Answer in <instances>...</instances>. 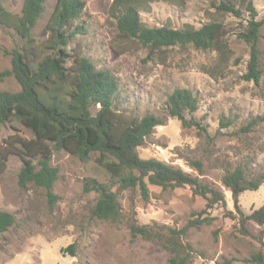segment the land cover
Here are the masks:
<instances>
[{
	"label": "rangeland",
	"instance_id": "rangeland-1",
	"mask_svg": "<svg viewBox=\"0 0 264 264\" xmlns=\"http://www.w3.org/2000/svg\"><path fill=\"white\" fill-rule=\"evenodd\" d=\"M87 31L70 40L71 55L88 57L97 69L110 70L118 82L115 108L124 119L154 114L165 118V124L153 130L145 144L137 148L142 159H155L178 167L221 191L225 206L206 209V200L194 195L190 187L162 189L149 185V198L143 201L135 190L122 191L118 204L122 219L133 218L139 225L166 226L181 229L199 213L210 218L209 224L191 228L182 238L190 244V264H247V259L264 243V224L249 221L250 236L239 232L230 191L221 183L226 171L244 169L249 178L264 175V122L250 125L264 116V71L258 85L242 80L246 72L249 49L237 35L249 19L244 10L251 1L256 20L264 19V0H232L241 8L240 18L218 13L214 5L225 0H161L151 1L139 11L148 27L167 26L182 29L186 25L199 28L208 22L224 25L223 41L231 51L227 65L218 64L214 50L170 47L151 57L134 41L120 38L108 9L112 0H83ZM23 0H5V8L20 14ZM55 0H48L32 36L42 39L43 27L53 11ZM16 32L0 25V71L9 69L7 54L20 46ZM258 47L264 54V23L259 31ZM260 56V67L264 69ZM220 68V70H218ZM175 88L190 90L198 101V109L187 119H194L205 130L183 129L177 119L165 114L167 97ZM0 90L19 91L13 77L0 82ZM31 138L17 123L0 125V146L15 136ZM203 163L201 175L188 163ZM51 166L58 169L52 192L58 197L49 207L45 191L33 185L22 188L17 175L22 166L19 157L10 155L0 167V211L11 213L15 224L0 234V264H169L171 253L154 241L130 238L123 223L112 224L91 217L97 199L94 192H84L86 178L109 184L108 173L93 155L82 162L67 152L54 153ZM116 190V186L112 188ZM264 204V182L255 191L239 196L245 215ZM255 237V238H254ZM74 244L75 256L61 249Z\"/></svg>",
	"mask_w": 264,
	"mask_h": 264
},
{
	"label": "trees",
	"instance_id": "trees-1",
	"mask_svg": "<svg viewBox=\"0 0 264 264\" xmlns=\"http://www.w3.org/2000/svg\"><path fill=\"white\" fill-rule=\"evenodd\" d=\"M0 0V25L13 29L21 44L7 53L11 57L9 69L0 71V82L13 77L19 91L0 90V125L17 123L29 132L31 138L15 136V140L0 146V167L4 168L8 157H19L22 166L17 175L22 188L33 185L45 191L49 207L58 197L52 187L58 179V169L51 166L54 153L64 151L82 162L95 156L96 163L109 175V184L94 178H86L83 191L94 192L97 199L91 209V217L98 221L125 225L130 238L156 241L171 253L169 264H190L192 247L182 243L191 228L209 224L208 216L189 220L181 229L166 226L139 225L133 218L123 220L118 204L122 191L135 190L143 201L149 198L148 186L174 189L188 186L194 195L206 200V209L215 205L225 206L223 193L215 187L192 176L178 167L155 159H142L137 148L145 144L153 130L165 124V118L147 114L139 119H124L115 108L118 82L114 74L105 68L97 69L84 55H71L70 40L84 35L87 25L84 18L86 4L83 0H55V6L47 19L42 39L32 36L33 29L43 15L48 0H23L20 14L9 12ZM153 0H112L108 9L114 21L116 34L134 41L148 51L151 57L157 51L170 47H192L196 50H214L218 64L227 65L231 51L223 41L224 25L213 21L194 28L182 29L167 26L148 27L140 19L139 11ZM172 3L174 0H161ZM245 2V0H242ZM218 13L240 18L242 10L232 0L214 5ZM244 10L249 19L237 37L249 49L246 72L242 80L258 85L264 69L260 67L258 47L259 31L264 19L256 20L257 12L251 1H246ZM264 66V64H263ZM220 70V68L218 69ZM198 109V101L185 88H175L167 97L165 114L177 119L183 129L195 127L205 130L194 119L186 118ZM264 122V116L252 120L250 125ZM188 163L199 175L203 172L200 160L189 159ZM264 182V175L249 178L241 167L226 171L221 183L232 197L239 232L252 236L247 230L249 221L264 224V204L245 215L239 206V196L246 191H255ZM116 186V190H112ZM201 215V216H200ZM15 224L14 216L0 211V234ZM255 238V237H254ZM252 253L245 263L264 264V243ZM74 244L61 249V254L75 256Z\"/></svg>",
	"mask_w": 264,
	"mask_h": 264
}]
</instances>
